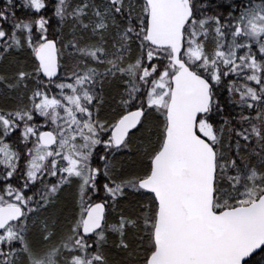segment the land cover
<instances>
[{"label": "snow or ice", "instance_id": "1", "mask_svg": "<svg viewBox=\"0 0 264 264\" xmlns=\"http://www.w3.org/2000/svg\"><path fill=\"white\" fill-rule=\"evenodd\" d=\"M0 264H264V0H0Z\"/></svg>", "mask_w": 264, "mask_h": 264}]
</instances>
